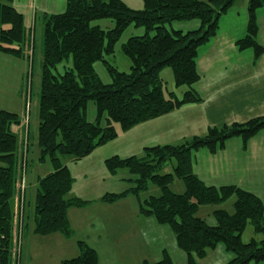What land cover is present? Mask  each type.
<instances>
[{"label":"trees","instance_id":"obj_1","mask_svg":"<svg viewBox=\"0 0 264 264\" xmlns=\"http://www.w3.org/2000/svg\"><path fill=\"white\" fill-rule=\"evenodd\" d=\"M143 8L134 9L123 0H67L66 9L46 16L43 30L41 90L38 108L39 162H50L52 170L38 178L34 198L35 235L74 236L68 219L70 208H83L92 201L71 196L74 177L65 159L79 161L95 149L142 122L153 120L188 104L203 101L195 89L201 79L199 50L218 32L219 19L237 0H142ZM264 0H249L246 35L237 40L240 51L252 49L255 61L264 55L258 40L257 11ZM111 19L102 28L95 21ZM134 33L121 45L130 60L128 71H120L108 57L128 29ZM33 45L24 16L14 0H0V53L29 60ZM71 61V66L65 62ZM103 62L111 77L105 84L94 64ZM65 70L60 72L58 67ZM172 67L178 86H186L182 97L164 94L160 71ZM27 83V82H26ZM93 102L96 116L87 117ZM22 118L0 111V264H16L17 216L14 199L20 179L22 141L15 127ZM264 130V116L246 122L209 127L205 135L186 138L178 144H163L144 149L142 155L105 161L108 171L125 169L130 187L121 193H107L104 203H114L128 195L139 199L140 212L173 232L178 248L187 256V264H204L208 252L218 245L232 254L225 264L264 262V203L256 194L237 185H207L193 170L194 152L207 150L216 154L227 141L240 137L244 145ZM29 163V158H28ZM172 165L173 172L163 171ZM175 180L184 183L183 193L171 189ZM151 186L158 195L142 198ZM234 198V211L213 212L217 224L210 226L197 216L204 205L221 204ZM25 220V219H24ZM248 224L262 238L242 241ZM28 224L24 221V227ZM80 254L61 264H100L97 251L81 240ZM174 264L167 251L155 262Z\"/></svg>","mask_w":264,"mask_h":264},{"label":"crops","instance_id":"obj_2","mask_svg":"<svg viewBox=\"0 0 264 264\" xmlns=\"http://www.w3.org/2000/svg\"><path fill=\"white\" fill-rule=\"evenodd\" d=\"M123 1L134 9H142L144 6L142 0ZM66 2L67 0H14L15 8L24 16V24L30 32L34 50L31 56L32 63L27 59L0 53V111L13 112L22 119L25 117L27 98L25 89L27 87L29 89L26 82L30 68H32L31 93L33 86L38 20L42 21L44 30L46 16L63 12L66 9ZM248 4L249 0H237L220 17L217 35L199 50L198 70L201 79L195 85V89L203 98L202 102L185 105L167 115L142 122L128 131H122L118 138L98 147L79 161L65 159V164L74 177L71 196L92 201L86 207L69 209L68 219L74 230L73 238L66 239L59 233L39 236L32 232L34 222L32 226L28 224L29 199L33 192L35 198L38 178L49 173L52 167L46 169V174L33 179L27 165L24 221L28 226L21 232L23 244L19 251V264H22L24 244L32 243L27 253L28 258H33V264H40L44 259H47L44 264H61L63 260L80 254L77 242L81 240L97 251L100 264H141L146 260L155 262L162 258L164 251L170 254L174 264H187V256L178 248L171 229L165 225H158L152 217L143 216L136 196L128 195L114 203L100 201L105 194L124 192L130 185L122 183V180L127 181L128 178L119 176L121 170L117 174L110 173L105 161L114 155L123 158L140 156L144 149L150 146L178 144L185 138L203 135L209 127L229 122L230 119L240 121L239 119L252 116H264V55L255 61L252 49L240 51L236 46L237 40L246 35ZM257 19L258 40L264 45V7L257 11ZM34 104L37 106V114L33 118L32 110L29 120L27 141L29 151L32 126L34 124L38 129L39 125V98ZM15 131L23 141L25 130L15 127ZM119 139L124 140V144L116 143L117 145L112 147L115 142L120 141ZM121 146L125 150H122ZM29 151L27 150V158ZM257 167L264 171V130L246 146L241 138H233L216 154L202 149L194 152L193 157L194 173L207 185L216 187L237 185L256 194L264 203V174H261ZM104 183L111 184L112 187L102 192L104 188L100 190V184L104 187ZM126 203L132 205H123ZM13 209L14 212L18 209L16 198ZM84 229L87 231L81 233ZM259 238L262 236L258 235ZM217 250L219 258L215 261L220 259L219 264H224L233 257L223 245H218L212 252ZM55 257L56 261L53 262ZM204 259L200 262L209 264Z\"/></svg>","mask_w":264,"mask_h":264},{"label":"rangeland","instance_id":"obj_3","mask_svg":"<svg viewBox=\"0 0 264 264\" xmlns=\"http://www.w3.org/2000/svg\"><path fill=\"white\" fill-rule=\"evenodd\" d=\"M40 1H42V0H40ZM58 10H61V9H58ZM99 22L102 23L101 24L102 28L108 29V27L106 25H108L109 23H111V19H105V20H101V21H95L93 23V25H96ZM133 33H134L133 28H130L127 31H125V33L123 34L121 40L116 45L115 54L113 56H111V57H108V59L111 60L113 62V64L120 71H128L129 70V66H131L130 60L124 55V53L122 51V48H121V45L124 42H126L127 39ZM42 39H43V25H42V21L39 19L38 20V23H37V29H36V40H35L36 41V49H35V64H34V71H33L34 73H33L32 93L30 92L31 79H32V68H30L29 77H28V80H27V83H26V84H28L29 89H28V87H27V89H25L26 90V94H27L25 112L27 113V110L29 111L28 112L29 113L28 114L29 115V120H30V116H31L32 110H33V113H32L33 118H34V115L36 116V114H37L36 113L37 106L34 103L38 100L39 94H40V90H41V69H42L41 67H42V61H43V56H42ZM33 50H34V46L31 44V46L29 48V52H30L31 55H32ZM29 61L32 63V57L29 59ZM65 64L67 66H71V61H69L68 63L65 62ZM94 69H95L96 74L102 80L103 83L108 84V83L111 82V77H110V75H109V73H108V71L106 69V66L104 65L103 62H100V61L99 62H96L94 64ZM58 70L62 73V72H64L65 68H64L63 65H60L58 67ZM160 76H161V78H162V80L164 82V94H165L166 97H169L170 93H175L178 97H182L183 96L184 91L187 89V87L186 86H178L176 84L175 75H174V71H173L172 67H170V66L164 67L160 71ZM33 105H34V107H33ZM26 113H25V115H26ZM95 116H96V107H95V104L93 102H90V103H88V107H87V117H88V119L90 121H93L95 119ZM252 117H254V116H252ZM252 117H248L247 119H239L240 121H238V120L232 121V119H230L229 122H225V123L222 122L221 125H218V126H222L224 124H232L234 122L243 123L244 121H246V120H248V119H250ZM212 119H211V121H212ZM207 131H208V129L205 131V133L203 135H205L207 133ZM121 132L122 131H120V134H121ZM37 134H38L37 126L33 124L32 130H31L30 151H29V149L26 148L29 151V163H28V158H27V165H28L29 173L31 174V176L33 177V179L36 178V176H38V175H44V174H46L45 173L46 172V169L49 166H51V163L49 161L47 162V164H42V163L39 162L40 153H39V147H38V144H37V136H38ZM120 134H119V136H120ZM189 138H191V137H189ZM236 138H240V137H236ZM122 139H123V137H122ZM28 140H29V137H28ZM116 143H119L120 145H123L124 144V140H120L118 142H115V144H113L112 147H114V145H117ZM246 145H244V146H246ZM120 148L122 150H125L123 148V146H121ZM26 149H25V151H26ZM28 169H27V171H28ZM51 170H52V168L50 169V171ZM257 170L261 174H264V171H261L259 167H257ZM27 171H26V177H25L26 183H27V174H28ZM164 172H173L172 165L168 166L163 171V173ZM122 175L125 176V177H127V178L130 177L129 172L127 170H125V169H122L119 172V176L121 178L123 177ZM122 183L129 184V182L123 181V180H122ZM103 185H104V187H102L101 184H100V190H102V188H104L102 192H104V191H106V190H108L109 188L112 187V185L111 184H108V183H104ZM129 187H130V185H129ZM171 189L174 192H176V193H183V191L185 189L184 183L181 180H175L171 184ZM159 193H160V191L158 190V188H156L154 186H151L150 189L147 192L142 193V198H145V197H147V196H149L151 194L152 195H158ZM33 195H34V192L31 195V198L29 199V206H28V212H29V214H28V217H29L28 218V224L30 226H32V224H33V214H34V198H33ZM233 203H234V198L232 197L229 200H227V201H225V202H223L221 204H212V205H204V206H201L199 208V211L197 213V216H199L202 219H204L210 226H215L217 224V222H216V219L214 218L213 212L215 210H217V209H223V210H226V211H228L230 213H233V211H234ZM123 205L130 206L132 204L131 203H126V204H123ZM139 209H140V207H139ZM18 224H20V221L18 222ZM21 224L22 225H21V227H20V229L18 231H23L24 230V218H23V221H21ZM86 228H87V226H86ZM86 231L87 230L84 229V230L81 231V233H84ZM254 237L255 238L256 237L258 238V234H256L254 232V228H253L252 224H248L247 227H246V229L244 230V232L242 234V241L243 242H249ZM20 239L22 240V233H21ZM22 241L20 242L21 245L23 244ZM35 246H37V243H35ZM31 247H32V243L24 244V246H23V260H22V264H33V262H34L33 258H28V253H27L28 251H30ZM15 251L17 253V256H16V264H19L18 263V261H19V259H18V256H19V252H18L19 251V247L18 246H17V249ZM210 251H209L210 253L208 254V256L205 258L206 260L205 259L204 260L206 262H209V264H219L218 262H221L220 259H219V261H215L217 258H219V252H218V250L215 251V252H212V250H210ZM101 252H103V251H101ZM182 253H183V251H182ZM102 255H103V253H102ZM56 258L57 257H55L53 259V262L56 261ZM46 260L44 259V260L40 261V264H44V262Z\"/></svg>","mask_w":264,"mask_h":264},{"label":"built area","instance_id":"obj_4","mask_svg":"<svg viewBox=\"0 0 264 264\" xmlns=\"http://www.w3.org/2000/svg\"><path fill=\"white\" fill-rule=\"evenodd\" d=\"M29 111L27 110V113L25 115V117L22 119L21 124L19 125V128H21V130H25V135L23 136V141H22V162H21V168H20V179L18 181V186H17V202H18V209H16V216H17V223H16V229L17 231L20 229L21 227V221H23L24 218V206H25V188H26V171H27V145H28V126H29ZM26 149V151H25ZM20 221V224H18V222ZM21 232L22 231H18V239L16 241V247L15 250L17 249V246L19 247V251L21 248ZM18 251V252H19ZM16 252V251H15ZM17 256V253H16Z\"/></svg>","mask_w":264,"mask_h":264}]
</instances>
